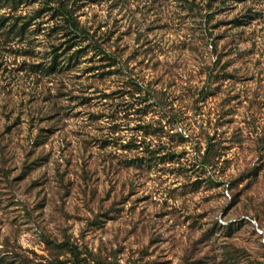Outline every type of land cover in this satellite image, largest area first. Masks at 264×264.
I'll return each mask as SVG.
<instances>
[{
	"label": "rangeland",
	"instance_id": "1",
	"mask_svg": "<svg viewBox=\"0 0 264 264\" xmlns=\"http://www.w3.org/2000/svg\"><path fill=\"white\" fill-rule=\"evenodd\" d=\"M0 264H264V0H0Z\"/></svg>",
	"mask_w": 264,
	"mask_h": 264
},
{
	"label": "trees",
	"instance_id": "2",
	"mask_svg": "<svg viewBox=\"0 0 264 264\" xmlns=\"http://www.w3.org/2000/svg\"><path fill=\"white\" fill-rule=\"evenodd\" d=\"M31 1L33 2L36 0H31ZM45 2L48 4L50 2V0H45ZM51 9H53V11H55V14L58 13L59 15H62V17L64 18V21L69 23V25L71 27L70 33L72 34V36H82V35L88 34V32H86L85 30L82 29V27L79 25L78 21H76L71 14H68L66 12V9L63 6L62 2H59L58 4H56V6L54 8H51ZM66 49L68 50V49H70V47L67 46ZM57 56H59V55L56 54V57ZM210 156H211L210 152L205 151V154L203 155V159L205 158L208 162V159L210 158ZM69 251L73 257H75V258L78 257L77 247L69 246Z\"/></svg>",
	"mask_w": 264,
	"mask_h": 264
},
{
	"label": "built area",
	"instance_id": "3",
	"mask_svg": "<svg viewBox=\"0 0 264 264\" xmlns=\"http://www.w3.org/2000/svg\"><path fill=\"white\" fill-rule=\"evenodd\" d=\"M227 195H228V193H227Z\"/></svg>",
	"mask_w": 264,
	"mask_h": 264
}]
</instances>
